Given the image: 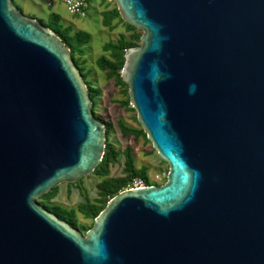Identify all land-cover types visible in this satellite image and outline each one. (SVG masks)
I'll use <instances>...</instances> for the list:
<instances>
[{"label": "water", "instance_id": "obj_1", "mask_svg": "<svg viewBox=\"0 0 264 264\" xmlns=\"http://www.w3.org/2000/svg\"><path fill=\"white\" fill-rule=\"evenodd\" d=\"M122 76L163 184L86 233L38 198L95 171L107 130L71 48L0 0V264H264V0H114Z\"/></svg>", "mask_w": 264, "mask_h": 264}, {"label": "trees", "instance_id": "obj_2", "mask_svg": "<svg viewBox=\"0 0 264 264\" xmlns=\"http://www.w3.org/2000/svg\"><path fill=\"white\" fill-rule=\"evenodd\" d=\"M90 1L91 0H89V3ZM101 4L107 7L102 13L103 24L109 29L114 30L120 23H123L126 30L130 32V35L126 36L123 33L117 41L106 42L103 45V50L107 54H102L97 59V65L106 73L109 79H113L115 81V84L120 88L121 93L126 96V98L120 100V105L126 110H133L136 112L135 108L131 105L129 85L122 76V70L126 62L127 51L131 47L141 44L143 31L123 19L116 1L101 0ZM18 7L23 11V7H21V5H18ZM35 17L38 18L36 15ZM39 20L51 27L71 48L75 62L80 68L89 86L90 94L94 101V113L97 118L103 120L106 124V152L102 162L93 172L101 178V180L97 183V196L91 198L86 194L85 201L81 203L78 208H67L61 204L52 203V200L58 195L60 190V186H56L37 199L42 206L56 213L60 218L67 220L71 225L78 228L83 233H86L93 227L95 218L107 206L109 200L119 192L129 188L136 179H143L147 185L158 183L151 180L148 166H136L135 153L131 146H128L123 150H120L115 146V143L110 140V134L115 125L114 122L100 116V114L97 113V97L100 95L101 90L95 87L93 82L88 79L90 72L86 69V58H84L86 55V44L91 40V34L84 30L75 29V27L70 24L66 25L62 22L60 14L56 12L51 13L48 20ZM135 116V119L139 123L137 113ZM118 125L121 127L124 135L134 134L136 137L143 135L146 140L150 142L147 133L140 123L139 125L141 128L139 129L127 126L122 120L118 121ZM152 149L155 151L153 144ZM121 154L125 156L123 173L118 176H112V167L118 163ZM162 161L164 160L162 159ZM82 179L76 182H68V184L70 186L79 185ZM77 210H80L86 218L91 219V223L86 224L80 222Z\"/></svg>", "mask_w": 264, "mask_h": 264}, {"label": "rangeland", "instance_id": "obj_3", "mask_svg": "<svg viewBox=\"0 0 264 264\" xmlns=\"http://www.w3.org/2000/svg\"><path fill=\"white\" fill-rule=\"evenodd\" d=\"M15 2L23 7V12L27 15H36L38 19L48 20L50 14L56 12L60 14L62 22L66 25L70 24L75 29L84 30L91 34V40L86 44L85 66L90 72L88 79L101 90L100 95L97 97V113L110 119L115 124L110 134V140L120 150L131 146L135 153L136 166H148L151 180L158 183V185L165 183L169 164L162 161L157 150L153 151L152 142H148L143 135L136 137L134 134H123L121 127L118 125L119 120H122L127 126L141 128L135 119L137 112L126 110L120 105V100L126 98V96L121 93L115 81L109 79L106 73L97 65V59L102 54H107L103 50V45L106 42L117 41L123 33L126 36L130 35L125 25L120 23L114 30H111L103 24L102 13L107 7L101 4V0L90 1L86 16L72 13L64 0H52V2H49V0H15ZM124 165L125 156L121 154L118 163L112 167L111 175H121ZM100 180L99 176L91 173L84 176L79 185L70 186L68 182H63L59 185V193L52 200V203L61 204L67 208H78L85 201L86 194L91 198L97 196V183ZM77 214L80 222L91 223L92 220L86 218L80 210H77Z\"/></svg>", "mask_w": 264, "mask_h": 264}, {"label": "built area", "instance_id": "obj_4", "mask_svg": "<svg viewBox=\"0 0 264 264\" xmlns=\"http://www.w3.org/2000/svg\"><path fill=\"white\" fill-rule=\"evenodd\" d=\"M72 13L79 16L87 15V8L89 7V0H64ZM52 2V0H49ZM146 182L143 179H136L129 188L146 186Z\"/></svg>", "mask_w": 264, "mask_h": 264}]
</instances>
